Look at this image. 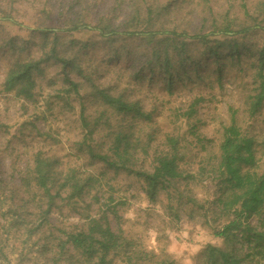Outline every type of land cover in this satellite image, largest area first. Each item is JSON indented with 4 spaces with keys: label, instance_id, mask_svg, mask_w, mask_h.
<instances>
[{
    "label": "rangeland",
    "instance_id": "374dc122",
    "mask_svg": "<svg viewBox=\"0 0 264 264\" xmlns=\"http://www.w3.org/2000/svg\"><path fill=\"white\" fill-rule=\"evenodd\" d=\"M72 2L0 0V8L13 5L0 9V236L4 238V231H8L5 242L13 247L12 262L52 264L50 257L55 255L56 248L53 252L42 253L45 236L53 240L51 243L55 247L56 236L64 234L61 230L84 228L86 214L104 213L111 228L121 231L131 242L132 249L141 254L142 262L154 264L155 260L166 259L169 264H194L196 255L207 243L223 245V240L213 233L227 218L219 215L214 201L218 195L216 181L207 172L199 174L200 162L211 153L201 150L189 134V120L183 113L195 97L203 98L190 121L198 120L204 142L210 140L208 150H216L223 126L229 124L233 111L243 132L264 139V106L253 116L249 107V97L257 86L258 51L264 48V29H261L264 26V0H147L142 3V17L146 6L152 5L159 10L172 3L170 13L162 15L160 20L165 28H178L189 34L200 30L208 32L226 20L235 22L237 28L255 27L236 36L239 46H243L239 62L225 57L227 45L219 48L222 55L220 62H216L214 55L193 42L192 57L199 60L200 65L188 61L185 70H180L184 78H176L172 87H167L166 77L161 72L150 70L146 63L150 45L136 38L139 35L123 34L138 30L130 25L135 17L134 0H81L75 8L70 7ZM59 6L63 7L62 12H59ZM9 13L17 23L1 19ZM77 18L90 24L103 18L112 23L119 35L104 38L96 30H63L62 51L66 54L62 55L76 58L85 68L81 75L69 66L63 69L60 62L51 59L41 63L43 72L36 77L31 99L2 89L13 59L23 60L29 52L32 59L44 56L40 50L43 37L35 29L44 26L66 28L67 20ZM11 36L19 43L28 41L29 50L26 48L22 53L9 50L5 43ZM67 72L70 78L82 84V96L65 93ZM87 74H91L93 82L100 87L125 90L152 113L150 125L136 131L143 144L151 132L152 146L147 154L141 149L137 151L134 168L152 170V157L163 148L166 136H180L181 144L185 146V159L181 165L194 177L174 181L167 189L159 191L156 200L152 201L142 179L108 168L78 151L82 140L80 103L86 106V114L91 120H100L94 139L100 142L104 152L111 146L114 130L131 119L104 106L90 94L91 82L84 77ZM37 152L50 156L64 168H78L80 176H92L94 182L84 203L79 201L77 205H69L66 200H58L59 205L51 213L44 231L27 238L24 227L10 224L14 217L5 210L22 202L21 197L26 193L20 178L32 166ZM37 210L31 202L20 212H29L26 216L35 218ZM142 252L147 253L148 258ZM121 256L110 257L114 258V264H121ZM0 264L3 263L0 261ZM58 264L66 263L59 261ZM253 264H264V260Z\"/></svg>",
    "mask_w": 264,
    "mask_h": 264
},
{
    "label": "trees",
    "instance_id": "16d2710c",
    "mask_svg": "<svg viewBox=\"0 0 264 264\" xmlns=\"http://www.w3.org/2000/svg\"><path fill=\"white\" fill-rule=\"evenodd\" d=\"M134 1L135 17L130 25L137 27L138 30L123 34L139 35L136 38L150 45L146 54V63L150 70L161 72L166 77L167 87H172L176 78L181 80L184 78L180 75V70H185L188 61L192 60L200 65V61L192 57L193 42L214 55L216 62H220L222 55L219 48L227 45L228 54L225 57L239 62L243 46H239L236 36L255 28L254 26L237 28L235 22L226 20L208 32L204 33L200 30L189 34L178 28H165L164 22L160 20L162 15L170 13L172 3L166 4L159 10L152 5L146 6L145 16L142 17V3H146L147 0ZM80 2L81 0H73L70 7L75 8ZM5 6H1L0 9H4ZM8 7L11 8L13 5L9 4L6 8ZM59 9V12H62L63 7L59 6ZM2 17V20L9 23H17L10 13ZM64 25L66 28L44 26L35 29L39 30L43 37L40 50L44 56L38 60L32 59L29 52L27 58L23 60L13 59L2 83L4 91L31 99L34 96L36 77L43 72L40 65L43 61L51 59L60 62L63 69L69 66L72 71L82 74L85 68L76 61V58L62 55L66 54L62 51L63 30L67 32L96 30L104 38L119 35V31L113 28L112 23L103 18L94 24L84 19H69ZM261 29H264V26H261ZM219 36L226 38L222 40ZM5 46L9 50L22 53L26 48L28 49V41L19 43L14 36H11L6 40ZM258 52L257 86L255 93L249 97L252 116L264 106V48ZM87 75L84 77H88L91 82L90 94L104 106L124 117L130 116L131 119L114 130L111 146L107 152H104L100 142L94 139L100 120H91L86 114V106L80 103L82 140L78 151L87 155L92 161L102 163L116 171L134 174L142 179L146 186V194L152 201L156 200L159 191L167 189L174 181L194 177L193 173L186 172L181 165L185 159L183 151L185 146L181 144L180 136H166L163 148L152 157V170L134 168L133 159L137 151L141 149L147 154L152 146L151 132L145 144L140 141V135L136 136L138 128L150 125L153 120L152 113L146 111L138 99L126 94L125 90L114 91L111 88L100 87L93 82L91 74ZM64 79V83L68 85L66 94L74 93L82 96V84L79 81L70 78L68 72ZM202 100L203 98L195 97L183 116L189 120L188 132L200 145L201 150L211 153L200 162L199 174L207 172L211 179L216 181L218 195L214 201L219 215L226 217L227 220L219 228H215L213 233L215 237L223 240V245L207 243L196 255L194 264H253L254 261L264 260V139L259 140L243 132L238 124L236 112L233 111L229 124L223 126L222 138L216 150H208L210 140L204 142L205 138L199 132L198 120L190 121L197 113L196 106ZM140 145L141 147H138ZM80 175L81 171L78 168H64L50 156L37 152L32 166L20 178L23 191L28 197L23 192L22 202L16 207L8 206L5 210V213L14 217L10 224L24 227L27 238L44 231L43 227L49 224L51 213L59 205L58 200H66L69 205H77L79 201L85 202L86 196L93 188L94 177L83 178ZM31 202L38 207L34 214L35 218H28L26 214L29 212H25L26 214L20 212ZM84 218L86 219L84 228L61 230L64 234L56 236L55 247L51 243L53 240L45 236V242L41 245L42 253L53 252L56 248L55 255L50 257L52 264H58L59 261L66 264H114V258L110 257L114 254L122 255L121 264H149V261H141L144 258L138 251L132 249L131 242L122 236L121 231L116 232L111 228L109 219L104 213L96 216L86 214ZM4 235V238L0 236V261L3 264H13L10 256V253L14 254L13 247L10 248L5 242L8 231H4ZM142 253L148 258L147 253ZM154 264H169V262L161 259L155 260Z\"/></svg>",
    "mask_w": 264,
    "mask_h": 264
}]
</instances>
